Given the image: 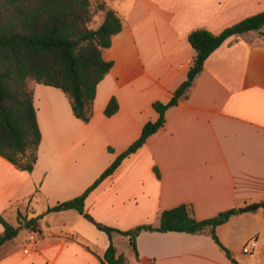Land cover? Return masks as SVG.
<instances>
[{"label":"crops","instance_id":"1","mask_svg":"<svg viewBox=\"0 0 264 264\" xmlns=\"http://www.w3.org/2000/svg\"><path fill=\"white\" fill-rule=\"evenodd\" d=\"M104 1L122 28L103 52L112 65L96 86L91 119L76 118L61 89L33 83L41 133L33 170L0 156V216L13 226L35 218L40 231L29 240L27 227L26 242L17 234L3 243L0 264H101L107 234L75 209L47 208L81 194L157 118L152 103L167 102L192 63V30L219 33L264 10V0ZM112 96L118 109L107 117ZM262 199L264 36L252 30L209 55L187 98L168 108L163 127L89 192L84 208L95 220L127 230L157 226L161 210L182 203L200 220ZM215 232L239 264H264V207L238 212ZM252 236L258 251L247 257L241 247ZM136 247L138 264H230L204 233L141 231Z\"/></svg>","mask_w":264,"mask_h":264},{"label":"trees","instance_id":"2","mask_svg":"<svg viewBox=\"0 0 264 264\" xmlns=\"http://www.w3.org/2000/svg\"><path fill=\"white\" fill-rule=\"evenodd\" d=\"M98 13L102 14L103 19L94 28L92 23ZM263 27L264 10L219 33L204 28L192 30L188 35L194 51L192 63L186 78L175 88L170 99L152 103L157 118L144 123L139 137L119 153L81 194L47 208V212L75 209L107 234L110 242L98 257L101 264H138L136 237L141 231L208 234L225 253L230 264H239L215 232L218 225L238 214L236 207L198 220L193 216L191 206L182 203L161 210L157 226L139 224L120 230L95 220L85 210L84 201L89 192L111 175L124 158L163 127L166 110L187 98L205 60L215 49L227 38L252 30H258L264 36ZM121 28V18L104 0H0V156L21 170H33L41 140L32 100L33 83L61 89L69 100L73 115L83 122L91 119L96 86L112 65L111 61L103 58V52ZM117 109V100L112 96L103 113L109 117ZM155 172L158 175L156 168ZM258 203L264 207V199ZM35 220H26L24 226L36 227ZM0 223L3 225L1 246L17 236L21 225L13 226L1 216ZM113 233L127 237L133 263L122 252H118L112 242Z\"/></svg>","mask_w":264,"mask_h":264},{"label":"rangeland","instance_id":"3","mask_svg":"<svg viewBox=\"0 0 264 264\" xmlns=\"http://www.w3.org/2000/svg\"><path fill=\"white\" fill-rule=\"evenodd\" d=\"M101 16H102L101 13H98L96 15L95 20L92 23V27L96 28L99 25V18ZM29 85L31 86V84H29ZM18 234H19L18 239L20 240V244L27 241L29 231H28L26 226H21V228L19 229ZM115 237H116L115 238V240H116L115 242L117 244V247H118L119 251L122 252L128 258V261L130 263H133L134 259H133V256H132L131 248L128 245L127 237L121 236L120 234H116ZM244 255H246L247 257L251 256V255H247V254H244Z\"/></svg>","mask_w":264,"mask_h":264},{"label":"built area","instance_id":"4","mask_svg":"<svg viewBox=\"0 0 264 264\" xmlns=\"http://www.w3.org/2000/svg\"><path fill=\"white\" fill-rule=\"evenodd\" d=\"M40 235V231L37 227L31 229L29 240H35ZM258 251L257 237L252 236L248 238L241 247V253L247 255H255Z\"/></svg>","mask_w":264,"mask_h":264},{"label":"water","instance_id":"5","mask_svg":"<svg viewBox=\"0 0 264 264\" xmlns=\"http://www.w3.org/2000/svg\"><path fill=\"white\" fill-rule=\"evenodd\" d=\"M259 207H260V205L258 202H253V203L247 204L245 206L239 207L238 212L243 213V212L254 211V210L258 209Z\"/></svg>","mask_w":264,"mask_h":264}]
</instances>
